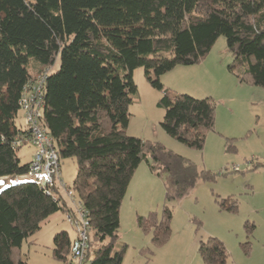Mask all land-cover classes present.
I'll return each mask as SVG.
<instances>
[{"label":"trees","instance_id":"obj_1","mask_svg":"<svg viewBox=\"0 0 264 264\" xmlns=\"http://www.w3.org/2000/svg\"><path fill=\"white\" fill-rule=\"evenodd\" d=\"M221 36L232 56L227 71L240 84L264 89V0H0V178L27 173L29 164L21 165L17 152L29 134L15 119L24 86L47 73L41 122L59 161L75 160L67 188L90 226V264L122 263L126 245L115 248L119 210L140 163L163 178L168 203L184 198L199 180L215 181L161 144L127 135L126 127L138 94L133 71L143 68L147 82L161 93L162 130L202 150L214 128V102L170 91L160 77L176 66L200 63ZM57 57L59 68L50 73ZM218 205L237 212L230 197ZM59 211L74 214L55 183L28 181L0 189V264H26L21 244ZM170 220L165 206L159 220L150 213L137 224L159 247L169 239ZM52 242V258L67 264L68 234L60 231ZM198 254L203 264H227V250L217 238L201 241Z\"/></svg>","mask_w":264,"mask_h":264},{"label":"rangeland","instance_id":"obj_2","mask_svg":"<svg viewBox=\"0 0 264 264\" xmlns=\"http://www.w3.org/2000/svg\"><path fill=\"white\" fill-rule=\"evenodd\" d=\"M231 63L232 56L221 36L200 63L176 66L160 77L163 86L170 91L196 99L210 98L214 102V128L206 133L202 150L188 148L162 130L160 122L164 110L157 107L161 93L147 82L143 68L133 71L138 94L128 108L126 134L161 144L190 161L198 171L214 175L215 181L199 180L184 198L168 203L163 178L151 175L146 164L140 163L119 210L115 248L126 245L121 264H203L198 246L211 237L224 244L227 264H264V89L238 83L227 71ZM58 68L57 57L49 72ZM233 81L235 84L229 87L228 83ZM15 123L24 126L20 110ZM32 151L29 143L20 147L17 156L21 165L29 163ZM59 166L56 184L70 187L76 174L75 160L60 159ZM0 181V189H4L34 180L16 176L0 178ZM59 192L71 206L65 190L61 187ZM227 197L237 202L234 214L219 209V200ZM165 206L171 211L170 236L164 245L153 247L151 232H143L137 218H146L152 213L159 220ZM245 224L253 226L250 232ZM60 231H65L71 240L75 237L65 215L59 211L23 241L20 257L26 264H61L51 253L53 237ZM246 243L249 245L245 246ZM145 250L152 252L150 258Z\"/></svg>","mask_w":264,"mask_h":264},{"label":"built area","instance_id":"obj_3","mask_svg":"<svg viewBox=\"0 0 264 264\" xmlns=\"http://www.w3.org/2000/svg\"><path fill=\"white\" fill-rule=\"evenodd\" d=\"M46 76L47 73L39 74L24 86L19 108L23 113L24 127L29 134L27 143L33 148L31 161L24 176L33 179L41 186H52L53 183H57L60 166L52 138L41 122L43 85ZM17 145L19 142L15 143V146ZM61 187L65 190L74 211L73 215L64 214L66 221L75 232V237L71 240L70 245V260L67 264H90L88 258L90 226L85 212L73 198L72 191L67 186L59 184L58 188Z\"/></svg>","mask_w":264,"mask_h":264},{"label":"crops","instance_id":"obj_4","mask_svg":"<svg viewBox=\"0 0 264 264\" xmlns=\"http://www.w3.org/2000/svg\"><path fill=\"white\" fill-rule=\"evenodd\" d=\"M161 79H162V78H161ZM162 82H163V81H162ZM228 84H229V87H230V84H232V85L235 84V81H233V82H229ZM238 85H239V84H238ZM235 86H237V85H234V88L236 89L237 87H235ZM220 91L224 92L223 89H221ZM32 153H33V151H32ZM31 157H32V154H31V156H30V161H31ZM30 161H29V163H30ZM29 163H28V164H29ZM146 167H147V166H146ZM150 174H151V173H150ZM151 175H153V174H151ZM133 176H134V175H133ZM153 176H154V175H153Z\"/></svg>","mask_w":264,"mask_h":264},{"label":"snow or ice","instance_id":"obj_5","mask_svg":"<svg viewBox=\"0 0 264 264\" xmlns=\"http://www.w3.org/2000/svg\"><path fill=\"white\" fill-rule=\"evenodd\" d=\"M0 183H2V181H0Z\"/></svg>","mask_w":264,"mask_h":264}]
</instances>
